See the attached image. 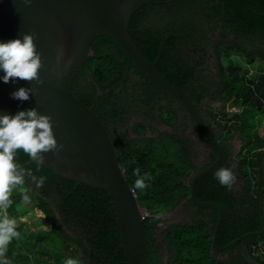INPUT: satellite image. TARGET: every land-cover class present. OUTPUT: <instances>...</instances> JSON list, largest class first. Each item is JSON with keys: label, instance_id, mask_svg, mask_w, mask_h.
I'll use <instances>...</instances> for the list:
<instances>
[{"label": "trees", "instance_id": "1", "mask_svg": "<svg viewBox=\"0 0 264 264\" xmlns=\"http://www.w3.org/2000/svg\"><path fill=\"white\" fill-rule=\"evenodd\" d=\"M193 6H212L215 13L212 16L207 15L206 20L215 16L223 19L221 7L227 6L226 9L233 11L235 18L239 19L235 20L234 25L247 27L249 31L264 35V0H152L133 14L128 26L131 40L147 60L153 61L156 58L160 42L158 40L148 53L145 37L146 33L150 32L137 31L140 24L143 21L167 18L170 14L167 11H172L171 18L180 16L184 11L189 15L188 9ZM173 40L175 36L167 43ZM96 42L104 44V49L95 45ZM91 48L93 56L84 61L89 63V77L102 89L109 80L121 76L123 62L119 61V54L122 52L106 37L94 40ZM234 51L246 53L238 46ZM163 57L164 53L160 56V61ZM261 57L264 61L263 54ZM251 61L252 59H249L247 63ZM158 66L159 64L157 68ZM241 67L239 64H230L231 70H227L228 73L221 70V74L223 99H231L232 104L239 109L231 118L224 115L222 119L232 124L231 127L236 129L244 142L238 160L239 173L244 183L242 192L236 191L234 185L231 189L222 186L215 177L219 169L195 182L196 199L217 203L223 210V219L216 231L215 242L218 246L225 245L241 235L259 231L264 225V138L258 133V128L264 120V74L257 72L246 78L247 72L242 74ZM157 71L165 73L166 79L175 86L183 85L176 81L174 76L177 73L186 74L185 70L170 72L173 78L166 74V70ZM192 74L193 72H190L188 75L190 82L193 81ZM70 91L82 104L87 105L79 91ZM116 150L127 182L135 192L139 205L146 209L149 216L168 212L179 204L183 197L189 196L190 191L182 182L189 165L177 140L165 135L157 140L143 139L124 143L116 146ZM29 160L22 150L17 152V163L23 165ZM24 168L30 169L37 177H46V180L39 189L40 195L19 188L12 193L13 203L7 209V214L16 219L20 237L14 238L8 246L6 255L11 264H25L42 246L52 250L54 258L47 262L35 257L37 264H65L68 258L79 261V264H125L116 216L106 192L76 185L41 166L38 168L36 164L26 165ZM145 175L150 177L145 180L147 186L143 189L136 187V180ZM23 193L31 197L30 201L23 200ZM237 194H241L239 202L235 199ZM232 202L243 208L234 209ZM24 203L33 207L19 213L18 207ZM55 211L65 225L78 227L82 236H71L63 230L56 219ZM30 212L32 215H29ZM38 217H43L44 220L40 223ZM216 219L217 215L210 220L211 227L209 222L199 219L191 223L171 225L163 230L161 239L167 250L166 264H264L263 233L250 234L242 240L247 244L249 255L255 263L226 262L211 255L210 247ZM33 220L37 223H32ZM156 221L155 217H148L144 221L147 258L150 264L152 258L149 250L153 240L150 238L149 225Z\"/></svg>", "mask_w": 264, "mask_h": 264}, {"label": "flooded vegetation", "instance_id": "2", "mask_svg": "<svg viewBox=\"0 0 264 264\" xmlns=\"http://www.w3.org/2000/svg\"><path fill=\"white\" fill-rule=\"evenodd\" d=\"M226 8L227 6L221 7L223 19L215 16L209 20H206V16H212L215 13L212 6L207 8L193 6L188 9L189 15L184 11L180 16L176 15L172 18L170 17L172 11H167L170 13L168 17L165 15L167 18L143 21L136 30H141L142 33L150 32V34L146 33L145 37L148 53L158 40L159 48L165 40L164 57L161 61L158 60L156 70H166V74L172 78L170 72L177 73L175 71L185 70L186 74L178 75L177 73L174 76L176 81L183 83L181 87H176L184 88L188 85L185 88L187 97L197 109L209 133L226 153L220 168H229L233 171L236 178L233 184L235 190L242 192L244 183L239 173L238 160L242 154L244 142L236 129L231 127L232 124L222 119L224 115L231 118L239 109L232 104L231 99H223L221 70H226L228 73L227 70H231L230 64H239L242 66L241 73L247 72L246 78L254 75L251 70H264V61L261 57L262 54L264 55V35L249 31L247 27L234 25L235 20L239 19L235 18L233 11ZM174 36L175 40L167 43ZM95 45L103 49L105 47L101 42H96ZM236 46L245 50L246 53L235 52ZM117 48L119 49L118 46ZM119 58V61L123 62L121 76L109 80L102 89H99L89 77V63L87 65L85 61L76 72L67 77L66 84L70 90L80 92L82 99L87 103L86 107L93 108L96 114L107 120L106 127L114 146L143 139L157 140L165 135L177 140L180 151L189 165L182 180L188 188L191 178L208 168L218 158V152L178 100L150 83L146 74L123 53L119 54ZM249 59H252L251 63H247ZM190 72H193L192 82L188 80ZM261 74H264V71ZM161 75L168 81L165 73ZM20 187L31 194L40 195V187L37 188L31 178L26 177L25 184ZM235 199L239 202L241 194H237ZM260 203L259 199V206ZM232 204L236 210L243 208L235 202ZM165 213L171 215L165 219L156 218L157 221L149 225L150 238L153 240L149 250L151 264L167 262V250L161 239V232L167 227L191 223L199 219L209 222L211 227L210 220L214 219L215 215L218 218L216 210L194 205L190 194ZM56 214L59 216L57 211H55ZM65 227L69 235L82 236L78 227L74 225L70 227L65 225ZM257 232L264 234V225ZM242 240L243 237L212 255L226 262L255 263L249 255L247 244Z\"/></svg>", "mask_w": 264, "mask_h": 264}, {"label": "water", "instance_id": "3", "mask_svg": "<svg viewBox=\"0 0 264 264\" xmlns=\"http://www.w3.org/2000/svg\"><path fill=\"white\" fill-rule=\"evenodd\" d=\"M152 0H0V42L22 39L23 34H35L37 51L41 53L43 68L40 70L42 84L16 79L4 83L0 79V115L14 116L20 111L37 109L53 119V132L62 150L45 153L42 168L56 176L107 193L113 207L123 250L125 264H150L147 258L144 221L148 217L165 219L170 213L149 216L139 205L133 189L129 186L124 168L118 161L117 150L106 127L107 120L95 113L93 108L82 104L70 91L65 79L76 72L84 59L93 55L91 45L100 37L110 38L125 57L143 71L149 82L163 93L178 100L194 119L218 152V158L205 170L194 175L189 184L192 203L201 208L214 209L218 218L213 227L210 254L218 253L240 238L224 245H216V231L223 219L221 206L214 202H200L195 197V182L220 168L226 153L209 133L199 113L187 97L184 88H178L164 79L156 70L163 53L165 40L161 43L154 61L147 60L128 34L133 14ZM64 55L58 61L59 49ZM4 75L0 70V77ZM196 79V78H195ZM36 89L29 100L12 97L19 88ZM36 164L29 160L22 166ZM37 165V164H36ZM63 230L66 227L56 214Z\"/></svg>", "mask_w": 264, "mask_h": 264}, {"label": "clouds", "instance_id": "4", "mask_svg": "<svg viewBox=\"0 0 264 264\" xmlns=\"http://www.w3.org/2000/svg\"><path fill=\"white\" fill-rule=\"evenodd\" d=\"M30 5L32 0H24ZM35 34H23L22 39L0 42V70L4 75L0 77L4 83L14 82L16 79L31 83L42 84L40 70L43 68L41 53L37 51L34 42ZM64 50H58V61L63 58ZM36 89L21 87L12 93L14 99L27 101L34 95ZM63 148L55 138L53 119L50 115L41 114L37 109L20 111L14 116L0 115V264H11L7 258L8 246L14 238H19L17 221L10 218L7 209L12 205L14 190L25 184L26 177L36 184L43 186L46 177H37L30 169L24 168L16 162L17 152L22 150L31 161L36 162L38 168L45 162V153H59ZM139 176V171L137 170ZM216 179L222 186L229 189L235 182V174L229 168H221L215 173ZM145 175L136 180V187L143 189L147 185ZM25 202L31 197L22 194ZM65 264H79V261L68 258Z\"/></svg>", "mask_w": 264, "mask_h": 264}, {"label": "rangeland", "instance_id": "5", "mask_svg": "<svg viewBox=\"0 0 264 264\" xmlns=\"http://www.w3.org/2000/svg\"><path fill=\"white\" fill-rule=\"evenodd\" d=\"M252 71V74H254V73H257V72H262V71H264V70H251ZM238 109V108H237ZM258 133H259V135L261 136V137H263L264 138V120L261 122V124H260V127L258 128ZM19 189L21 190V189H23L22 187H19ZM33 206L32 205H30L29 203H24L22 206H20V207H18V211H19V213H21V212H24L25 210H29V209H31ZM32 212H30L29 213V215L31 214ZM32 215V214H31ZM37 220H39L40 221V223H41V221H43L44 219H43V217H38V219ZM32 223H34V224H36L37 223V221L35 222L34 220H33V222ZM32 223H30V225L32 224ZM32 226H33V224H32ZM40 248V247H39ZM38 248V249H39ZM37 249V250H38ZM36 250V251H37ZM42 250V251H41ZM40 258V259H42V260H45V261H49V262H51L52 260H53V258H54V253H53V251L52 250H50L49 248H46V247H44V246H42L38 251H37V254H34L33 256H31L30 257V259L25 263V264H37V262L35 261L36 260V258Z\"/></svg>", "mask_w": 264, "mask_h": 264}]
</instances>
